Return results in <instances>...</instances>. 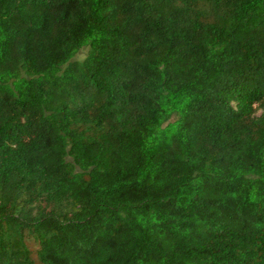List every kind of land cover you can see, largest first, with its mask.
<instances>
[{"label":"trees","instance_id":"1","mask_svg":"<svg viewBox=\"0 0 264 264\" xmlns=\"http://www.w3.org/2000/svg\"><path fill=\"white\" fill-rule=\"evenodd\" d=\"M0 264H264V0H0Z\"/></svg>","mask_w":264,"mask_h":264},{"label":"rangeland","instance_id":"2","mask_svg":"<svg viewBox=\"0 0 264 264\" xmlns=\"http://www.w3.org/2000/svg\"><path fill=\"white\" fill-rule=\"evenodd\" d=\"M86 50H87L86 48L80 50L78 54L76 55L75 59L79 61L82 60L85 56Z\"/></svg>","mask_w":264,"mask_h":264}]
</instances>
